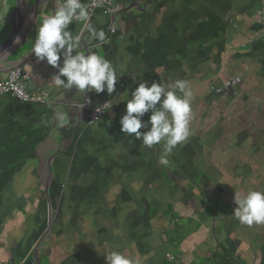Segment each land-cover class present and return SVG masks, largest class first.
Returning a JSON list of instances; mask_svg holds the SVG:
<instances>
[{"label": "crops", "instance_id": "0c3cea01", "mask_svg": "<svg viewBox=\"0 0 264 264\" xmlns=\"http://www.w3.org/2000/svg\"><path fill=\"white\" fill-rule=\"evenodd\" d=\"M113 4L91 16L107 43L85 33L82 47L118 69L117 95L49 84L58 69L31 49L57 0H0V41L22 24L0 51V81L20 66L28 92H48L42 104L0 96V261L106 264L118 251L141 264H168L167 253L181 264H264V223L232 214L234 195L264 191V0ZM231 77L240 82L213 90ZM176 80L193 93L191 134L161 165L163 145L146 147L119 121L140 82ZM87 97L111 101L92 125L74 106ZM57 112L69 115L63 126Z\"/></svg>", "mask_w": 264, "mask_h": 264}, {"label": "clouds", "instance_id": "9594fccd", "mask_svg": "<svg viewBox=\"0 0 264 264\" xmlns=\"http://www.w3.org/2000/svg\"><path fill=\"white\" fill-rule=\"evenodd\" d=\"M73 22L81 23L79 33L69 29ZM85 33L93 40L107 43L105 32L91 22L87 5L81 0H57L51 14L41 17L31 53L38 61H46L58 69L49 82L54 87L75 88L82 93L106 91L110 95L121 75L109 59L95 52H84ZM192 99V90L185 80L171 84L140 82L126 101L125 113L119 121L120 131L142 140L148 148L162 144L159 163L167 165L173 149L191 134ZM145 114H150L146 121L142 119ZM54 119L63 126L69 115L57 112ZM234 203L232 214L241 223L249 226L264 223V191L250 190L243 196L234 195ZM105 260L106 264H141L139 256L132 258L118 251L106 253Z\"/></svg>", "mask_w": 264, "mask_h": 264}, {"label": "built area", "instance_id": "2783aa9c", "mask_svg": "<svg viewBox=\"0 0 264 264\" xmlns=\"http://www.w3.org/2000/svg\"><path fill=\"white\" fill-rule=\"evenodd\" d=\"M62 2V1H61ZM81 2L88 6L89 12L92 14L96 10H100L102 13L111 15L115 11V6L113 4V0H81ZM256 15L260 18L261 24L264 28V15L261 11H257ZM115 29L110 26L109 32L113 33ZM25 80V71L20 66H14L11 68L5 79L0 81V96L4 94H9L15 99L29 103V104H42L46 100L48 92L41 91L38 94H32L25 89L24 85ZM240 82L239 77H231L224 80L221 85L214 87V91L216 93H220L223 89H227L230 87H234ZM123 86L121 83L114 91V95L118 94L119 89ZM105 103H109L108 105H104ZM83 105V106H82ZM111 105L110 100H105L100 104L93 106L90 99L85 98V100L81 103L75 104L76 107H81L85 110V122L87 125H92L96 123L109 109ZM165 259L168 264H181L180 258L176 257L173 254L167 253L165 255ZM0 264H3L0 261Z\"/></svg>", "mask_w": 264, "mask_h": 264}, {"label": "water", "instance_id": "95a60500", "mask_svg": "<svg viewBox=\"0 0 264 264\" xmlns=\"http://www.w3.org/2000/svg\"><path fill=\"white\" fill-rule=\"evenodd\" d=\"M21 26H22V24H20V23L17 25H15V24L12 25V30L10 31V33L6 36L5 39L0 41V51L4 50L5 48H7L9 45H11L13 43V41L18 36V34L21 30ZM0 40H1V35H0ZM88 52H91L89 47H87L85 49V53L87 54Z\"/></svg>", "mask_w": 264, "mask_h": 264}]
</instances>
